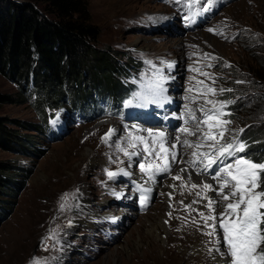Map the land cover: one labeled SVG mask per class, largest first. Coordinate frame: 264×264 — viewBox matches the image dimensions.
<instances>
[{
  "label": "rangeland",
  "instance_id": "1",
  "mask_svg": "<svg viewBox=\"0 0 264 264\" xmlns=\"http://www.w3.org/2000/svg\"><path fill=\"white\" fill-rule=\"evenodd\" d=\"M85 1L88 21L99 32L96 45L119 53L120 64L130 60L127 81L135 90L130 98L114 104L94 94L96 105L92 107L94 101H90L82 109L64 99L45 109L47 119L42 121L30 95L21 102L19 85L0 74V93L17 100L0 105V116L26 124L42 122V130L32 137L36 154L0 148V161L31 169L13 210L0 220V264H221L214 257L219 253H209V248L217 246L216 238L205 234L210 229L203 227L198 214L208 213L207 200L196 193L219 200L218 213L224 211L225 202L215 192L191 187L209 183L207 179L218 187L212 175L219 165L212 172L202 171L200 164L192 166L203 181L187 182L185 190H178L183 185L176 180L167 195L146 179L157 180L163 187L173 182L180 162L189 165L188 161L199 159L192 156L193 151H210L184 144L188 140L195 145L199 140L189 110L199 117L197 109L213 108L206 99L217 102L221 120L231 121L226 141L239 135L248 145L240 155L264 161V0ZM37 4L47 9L44 2ZM126 100L133 103L126 106ZM219 102L227 103L221 109ZM126 109L131 110L128 117L123 115ZM89 112L91 116H84ZM184 127L196 135L180 131ZM110 128L114 129L111 138L102 139ZM136 128L162 129L168 133L166 147L175 137L172 151L178 163L168 171L154 172L151 179L142 173L141 162L163 167L164 161L146 154L143 145L128 146L133 136L148 138V133ZM202 128L208 130L206 125ZM239 129L244 131L238 133ZM121 149L139 155L129 160ZM87 151L99 161H91ZM126 167L142 179L122 174L110 179L106 174V170L118 172ZM259 190L264 191L262 177ZM65 194L66 201L62 200ZM120 210L123 215L114 219ZM216 231L222 241L218 225ZM220 247L226 254L222 242Z\"/></svg>",
  "mask_w": 264,
  "mask_h": 264
},
{
  "label": "trees",
  "instance_id": "2",
  "mask_svg": "<svg viewBox=\"0 0 264 264\" xmlns=\"http://www.w3.org/2000/svg\"><path fill=\"white\" fill-rule=\"evenodd\" d=\"M88 19L85 0H0V74L19 85L21 102L30 95L42 121L47 119L45 109L64 99L82 109L90 101L96 105L94 94L114 104L135 90L127 81L132 63L120 64L119 53L99 48L98 29ZM16 101L0 93V105ZM41 125L0 116V148L36 154L32 137ZM30 172L0 161V220L13 210Z\"/></svg>",
  "mask_w": 264,
  "mask_h": 264
},
{
  "label": "snow or ice",
  "instance_id": "3",
  "mask_svg": "<svg viewBox=\"0 0 264 264\" xmlns=\"http://www.w3.org/2000/svg\"><path fill=\"white\" fill-rule=\"evenodd\" d=\"M176 2H180V0H176ZM185 19L189 20L190 17L186 16ZM209 31H212V29H209ZM146 63L151 65L152 62L147 61ZM168 67L170 68L172 65L169 64ZM157 74L160 75V80L163 81L164 77L159 69H157ZM202 74L207 75V73ZM238 83L243 82L238 81ZM160 91H163V89L161 88ZM208 91L215 93L216 90L208 88ZM219 91H231V89H219ZM156 95H159V92ZM139 97L140 94L137 93L136 98ZM132 103L133 100L125 101L126 106ZM205 103L213 104V108L197 109L200 113L199 117L195 112L189 110V117L196 123L197 130L200 132L198 142L193 145L188 140H185L184 144L194 148L207 147L210 150L208 152L193 151L192 156L199 159L188 161L190 166L194 167L196 164H200L202 165V171L207 172L212 171L214 165H219L212 175V179L218 182V187H213L210 183L191 185L193 189L202 187L207 191L215 192L225 202L224 211L218 213L216 206L220 203L219 200L208 196L206 193L203 197L200 196L199 192L196 193L200 199L207 200L204 207L208 209V213L198 212L203 221V227L210 229L205 234L216 238L217 246L209 248V253H219L221 257L226 258V264H264V249L261 247L264 245V227H261L264 225V191L259 190L261 188V177L264 175V161H254L246 155H240V153L246 152L247 143L240 139L239 135L233 136L230 141H226V132L228 131L226 126L231 121L219 118V110L215 108L217 102L206 99ZM219 103L222 109L227 102ZM213 120H215L214 124L211 123ZM204 125L207 126V131L203 130L202 126ZM213 129L216 130L214 131ZM143 131L148 133V138L133 136L128 146L136 148L138 144L143 145L146 154H154L157 159L164 161L163 167L159 164H146L144 162L139 164L141 172L148 174L151 179L154 172L170 170L171 164L169 160H176V155L172 152V149L176 148V144L166 147V133L164 131H154L152 128L143 129ZM180 131L187 135H196V132H193L188 127H184ZM243 131L244 129H239L238 133ZM113 133L114 129L110 128L102 139H110ZM176 139L178 142L179 137ZM157 145L158 151L156 150ZM117 148L120 149L121 146L117 144ZM121 150L124 151V155L129 160L133 156L139 155L138 151L128 152L126 149ZM225 160H231V162L225 163ZM181 171H187V169H181ZM106 174L110 179L121 174L124 176L131 175L130 172L124 169H120L118 172L106 170ZM197 174L200 173L198 172ZM173 179L182 180L183 178L178 174ZM67 198V194H65L62 200L66 201ZM143 199L141 197L142 202ZM198 202L193 201V203ZM60 207L63 209L65 204H61ZM186 207L191 208V205H186ZM193 210L195 211V209ZM209 220L212 221V224L208 223ZM193 222L195 223V221ZM217 225L222 230V241L216 231ZM221 242L227 250L226 254L221 250ZM228 257L230 259H227ZM33 264H38V262L33 261Z\"/></svg>",
  "mask_w": 264,
  "mask_h": 264
},
{
  "label": "bare ground",
  "instance_id": "4",
  "mask_svg": "<svg viewBox=\"0 0 264 264\" xmlns=\"http://www.w3.org/2000/svg\"><path fill=\"white\" fill-rule=\"evenodd\" d=\"M164 99H166V98H164ZM160 104V106H162L161 104H162V102L161 103H159ZM164 109V108H163ZM90 114V113H89ZM115 126H116V124H115ZM114 126V127H115ZM137 127V126H136ZM135 128V127H134ZM136 130H143V128H136ZM153 130H156V131H158V129H155V128H153ZM160 131H163L162 129L160 130ZM143 133L145 134V133H147L146 131H143ZM168 135V133H166V136ZM175 138V137H174ZM169 139L167 142H168V144H174L175 143V139ZM175 150H176V148H175ZM173 152V151H172ZM176 152V151H175ZM87 153H88V156H89V158H90V160L91 161H94V162H98L99 161V159L98 158H94L93 157V155L91 156V154L87 151ZM96 162V163H97ZM170 162V164H171V166L172 165H176V162L178 163V161H169ZM181 163V164H180ZM179 163V165L178 166H176V174L175 175H173V177L174 176H176V175H180L183 179L182 180H178V181H181L182 182V185H183V188H178V190H180V189H183V190H185L184 189V186H185V184L187 183V182H189V183H193V182H191V181H194L195 183L196 182H200V181H203V177L202 176H200V175H198L197 174V171L196 170H194L193 168H192V166H190V165H188V164H186V163H184V162H180ZM181 169H187V171H181ZM125 171H128V172H130L131 173V176H133L134 178H136V179H142L141 177H142V175L141 174H139V173H137L136 171L135 172H133V171H131V169H129L128 167H126L125 169H124ZM202 175V174H201ZM189 177H190V179H189ZM207 180H209L208 182L209 183H211L212 184V181L210 180V179H207ZM146 183L148 184V185H150V186H152V188H154L155 190H160L163 194H165V195H167L168 193H169V190L170 191H172L173 190V187H174V185H177V183H176V180H174L173 179V182H166L165 183V186H161L158 182H157V180H149L148 181V179H146ZM194 184V183H193ZM168 189V190H167ZM186 194V193H185ZM182 199V198H181ZM180 201V197H178L177 198V200H176V203L177 202H179ZM123 210H120V211H118V214H117V216H114V219H116L117 217H119V216H121V215H123ZM111 219H113V218H111ZM214 257H215V259L217 260V261H219L221 264H224V261L226 260V259H223L221 256H220V254L218 255V254H215L214 255Z\"/></svg>",
  "mask_w": 264,
  "mask_h": 264
}]
</instances>
